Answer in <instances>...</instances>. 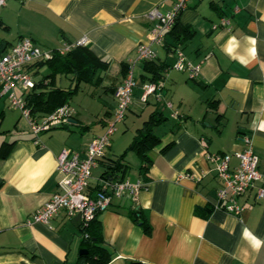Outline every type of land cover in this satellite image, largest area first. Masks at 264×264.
Instances as JSON below:
<instances>
[{
	"label": "crops",
	"instance_id": "1",
	"mask_svg": "<svg viewBox=\"0 0 264 264\" xmlns=\"http://www.w3.org/2000/svg\"><path fill=\"white\" fill-rule=\"evenodd\" d=\"M172 5L173 0H6L0 6V54L20 37L43 49L85 38L81 46L108 62L101 78L79 83L70 100L82 84L87 91L80 103L68 101L72 116L67 123L38 135L0 93V264L80 260L79 250L85 247L80 220L60 210L45 224L33 221V213L62 192L56 170L61 149L83 158L89 142L103 132L115 107L113 90L130 65L137 85L129 109L104 156L91 168L86 189L93 193L100 188L105 163L122 153L121 161L128 165L124 179L143 184L137 201L112 196L97 214L101 244L111 255L107 264H264V197H256L264 178L236 198L242 210L235 215L225 210L227 201L218 202L222 180L206 157L229 153V166H236L234 154L243 148L241 136L246 135L264 174V0H190L178 14L176 30L165 34V43L149 42L156 23L149 12L165 13ZM222 17L227 24H220ZM182 26H190L194 34L180 40ZM142 43L153 51V59L168 67L158 88L183 116L179 123L168 108H161L167 119L153 128L159 141L149 150L150 163L143 170L138 155L127 147L160 103L152 95L147 102L141 100L148 82L144 62L137 59ZM175 47L190 63H200L197 77L171 67ZM29 65L24 69L34 82L49 73L45 64ZM72 77L60 73L54 82L67 88L75 82ZM30 90L41 89L14 88L17 95ZM42 116L36 114L38 120ZM134 210L140 212L139 221Z\"/></svg>",
	"mask_w": 264,
	"mask_h": 264
},
{
	"label": "built area",
	"instance_id": "2",
	"mask_svg": "<svg viewBox=\"0 0 264 264\" xmlns=\"http://www.w3.org/2000/svg\"><path fill=\"white\" fill-rule=\"evenodd\" d=\"M190 0H173L171 10L161 13L157 9L149 12L150 18H155L156 23L150 29L148 41L162 44L165 32L169 31L176 20L177 15L187 7ZM6 0H0L3 6ZM228 19L222 17L220 24H227ZM87 43L82 38L74 43H64L57 48L60 53H65L77 45ZM53 50L43 49L29 37H20L7 51L0 54V93L6 94L12 106L19 108L22 115L27 119L30 130L35 135L42 131L67 123L71 117V110L67 105L56 108L43 119H35L26 106L24 96L17 95L14 91L19 85L23 91L33 87L34 81L30 72L24 66L41 59L52 56ZM154 57L153 51L147 43H142L138 47L137 59H151ZM173 66L176 69L185 70L190 77H195L200 72V63L193 64L186 60L181 50L176 51V61ZM137 85L132 74L130 65L121 83L113 91L115 98V108L111 119L108 121L103 133L95 136L88 144L83 158L68 148H62L56 156V170L61 174L58 185L62 192L53 194L44 204L33 213V221L48 224L53 216L60 210H64L67 215L74 216L80 214V226L86 227L88 223L101 211L105 210L111 202L112 196H126L132 201H137L138 193L142 188L141 182H129L118 177H103L100 179L101 187L93 193H88L91 177V168L96 166L104 156V152L110 143V135L115 131L116 124L124 118L125 112L130 103L133 88ZM141 99L145 100L148 94H154L156 85L147 82L142 86ZM158 98V94L155 93ZM170 106V103L167 102ZM243 148L235 152L238 163L234 167L229 166V153L214 152L207 153L206 157L212 162L215 174L221 178L222 186L216 190L218 202L227 201L224 208L227 212L238 215L242 208L236 204V198L252 188L255 182L262 180L264 174L258 169V157L251 149L250 137L241 136ZM256 197H264V186L256 189ZM88 234L83 233V238Z\"/></svg>",
	"mask_w": 264,
	"mask_h": 264
},
{
	"label": "trees",
	"instance_id": "3",
	"mask_svg": "<svg viewBox=\"0 0 264 264\" xmlns=\"http://www.w3.org/2000/svg\"><path fill=\"white\" fill-rule=\"evenodd\" d=\"M177 19H178V15L176 17V20L172 28L169 31L165 32V34L168 32L171 33L176 30V27L178 26ZM179 32H181L180 40L189 38L190 36L194 34V30L190 26H182ZM165 34H164V38H163L164 40L162 44L165 43ZM51 50H53V53L50 58L41 59V60L35 61L30 64V65L32 64L44 65L45 64L49 68V73L45 75L42 80L38 82H34L33 87H31V89L40 88L41 90L37 92L30 90L26 94L23 93L26 106L28 107L30 114L35 119H37L36 117L37 113H40L43 115L42 117H45L46 115L53 112L56 108L63 106V105H67L72 95L78 90L79 83L80 82H91L94 79L98 80L99 78H101V76H99L100 70L102 69L105 70L108 64L107 61L96 56L87 46L77 45V46L72 47L65 53H60L57 50V48L51 49ZM177 50H181V49L176 48V47L173 49L175 56H176ZM175 61H176V57H175ZM143 62H144V70L147 73L146 78L148 82H152L156 85L155 93H157L159 97L157 98L155 96V93L154 94L152 93V94H148L145 100H142V99L141 100L143 102H147L148 96L152 95L155 99V102L158 104L160 103L159 105L160 107L158 108V110H155L152 113H150L147 119L142 122L141 126L138 129H136V133L132 141L127 147V150L134 151L140 158L141 170L146 168L147 164L150 163V157L148 155V152L159 141V138L153 132V128L167 119V117L163 115L161 108H165V107L168 108L170 111L169 113L170 117L174 118L177 122L180 123L183 120V116L178 111L173 109L172 103L169 100L165 99L163 95L161 94V92L159 91L160 86H158L157 81L161 79L164 75V72H166V69L168 68L166 64L164 62H157L153 58L143 59ZM173 64L171 67L176 69L173 66ZM128 68L129 66L126 67L124 71V76ZM176 70L184 72L189 78H195L198 76L197 75L195 77H190L188 75V72H186L185 70H180V69H176ZM60 73H65V74L71 73L73 75L72 80L75 81L73 86L63 88V87L56 85L54 82V78L57 74H60ZM148 74L150 76H147ZM45 79H49V80L47 82H44ZM0 88H1V84H0ZM167 102L170 103V106L167 105ZM130 103H131V98H130ZM130 103L125 112L123 120L125 119ZM112 115H113V112L111 114V117ZM121 122H118V123H121ZM64 124L66 123L57 125L53 128L63 126ZM117 124H116V128H117ZM123 157H124V153L120 154L117 159H110V161L106 163L104 162L105 171L102 173V176L111 177V178L118 177L119 179H123L124 173L126 169L128 168V165L121 161L123 160ZM139 213H140L139 210L132 211L133 217L135 216L134 220H137V221L140 220ZM140 223L141 225H143L145 231H149V226L145 222V220H141ZM80 230H81L82 237H83L84 232L88 234L87 238H83L84 245H85L84 248L87 249V253L82 254L77 264H107L111 255L108 252V250L105 247H103L101 244L102 243L101 224H100L99 219L97 218V215L88 223L86 227L82 228L80 226Z\"/></svg>",
	"mask_w": 264,
	"mask_h": 264
},
{
	"label": "rangeland",
	"instance_id": "4",
	"mask_svg": "<svg viewBox=\"0 0 264 264\" xmlns=\"http://www.w3.org/2000/svg\"><path fill=\"white\" fill-rule=\"evenodd\" d=\"M87 87H86V85L85 84H82V86H81V89L78 91V93L77 94H75L73 97L74 98H72L71 100H70V103L71 104H76V103H80V100H81V98L84 96V94H85V92L87 91V89H86ZM95 104H96V102H95ZM86 113H89V111H87ZM9 123H12V121L11 122H6V124H9ZM119 124V125H118ZM117 125L118 126H120V123H118ZM10 125V124H9ZM120 133L119 134H123L124 132H121V131H119Z\"/></svg>",
	"mask_w": 264,
	"mask_h": 264
},
{
	"label": "water",
	"instance_id": "5",
	"mask_svg": "<svg viewBox=\"0 0 264 264\" xmlns=\"http://www.w3.org/2000/svg\"><path fill=\"white\" fill-rule=\"evenodd\" d=\"M74 219H76V220H80V214H76V215L74 216ZM79 253H80V254L87 253V249H85V248H81V249L79 250Z\"/></svg>",
	"mask_w": 264,
	"mask_h": 264
}]
</instances>
